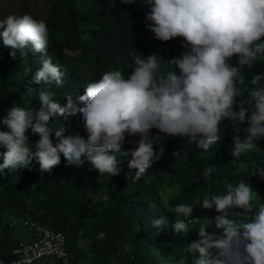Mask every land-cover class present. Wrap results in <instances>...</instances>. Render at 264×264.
<instances>
[{"label":"clouds","instance_id":"clouds-1","mask_svg":"<svg viewBox=\"0 0 264 264\" xmlns=\"http://www.w3.org/2000/svg\"><path fill=\"white\" fill-rule=\"evenodd\" d=\"M119 2L133 4L136 0ZM142 2L150 9L146 13L147 28L157 40L182 39L185 51L169 62L176 70L161 76L156 54L145 58L133 52L130 75L119 70L105 71L87 84L82 95H68L64 104L55 102L46 88L29 86L27 94L38 95L39 109L14 106L0 118V125L7 129L0 130V148L4 149L0 152V172L30 169L35 161L40 172L50 173L61 164L63 156L66 166L82 167L87 162L100 176L114 177L120 174L124 159L129 158L128 169L135 172L128 179L135 182L158 158L155 145L160 137L153 138L154 129L168 137L191 138L207 151L220 142L221 125L231 122V155L236 158L253 150L255 142L264 138V73L253 76L251 84L255 87L239 105L238 97L245 90L237 86L243 66L264 61V0ZM0 41L3 47L13 50V58L16 51L22 55L25 50L43 54L42 66L30 83L63 84L65 74L47 55L49 29L45 21L29 14L4 17L0 19ZM233 58H237L235 65L231 63ZM245 104L252 105L251 116L247 115ZM77 114L85 136H65L62 127L50 129L53 117ZM245 124L248 126L243 128ZM241 131L246 133L243 140ZM29 133L39 137L35 151ZM126 142L132 147L125 149ZM245 168L244 163L239 164V170ZM216 171V167H208L203 176L210 178ZM108 198L104 196L105 200ZM257 199L252 185L241 181L235 187L227 184L225 194L203 198V209H215V217L205 215L201 220L193 217L192 206L177 204L172 209V228L177 234L189 232L190 218L201 220L198 238L185 249L192 256V264H264V203L254 211ZM236 209L240 211L233 212ZM165 224L163 217L153 222L157 228ZM213 226L217 231L210 233L208 229ZM181 264L186 261L182 259Z\"/></svg>","mask_w":264,"mask_h":264},{"label":"trees","instance_id":"trees-1","mask_svg":"<svg viewBox=\"0 0 264 264\" xmlns=\"http://www.w3.org/2000/svg\"><path fill=\"white\" fill-rule=\"evenodd\" d=\"M149 10L142 0L133 4H123L119 0L113 3L109 0H57L44 21L49 29L47 55L65 74L59 86L30 83L42 66L43 54L25 50L22 55L16 51L13 58L10 55L13 50L3 47L0 41V118L14 106L39 109L38 95L27 94L29 86L37 90L46 88L55 102L64 104L68 95L74 98L82 95L87 84L99 79L105 71L119 70L125 76L130 75L134 66L133 52L145 58L156 54L161 76L175 71V66L169 62L185 51L182 39L157 40L147 28ZM236 59L231 61L233 65ZM258 73H264V61L241 68L237 86L245 91L238 97V105L255 87L251 80ZM244 107L251 116L252 105ZM49 127L53 131L64 128L65 136L86 135L79 114L68 118L53 117ZM0 130L7 129L0 125ZM29 135L35 151L34 144L39 137ZM152 136L160 137L155 145L158 158L135 182L128 179L135 172L131 170L130 173L128 169L129 158L124 159L120 174L114 177L100 176L87 162L82 167L66 166L63 156L61 164L50 173L40 172L35 161L30 169L0 172V234L7 236L0 242V259H11L9 251L14 247L8 241L13 231L7 226L10 220L7 217L21 215L63 233L74 258L72 264L81 261L84 264H113L114 261L119 264H181L182 259L192 264V256L185 253L188 243L198 238L197 230L205 215L209 218L217 215L215 209H203V198L225 194L227 184L235 187L243 181L251 184L258 194L253 210L264 203V176L261 175L264 172V138L255 142L253 150L236 158L231 155L233 125L228 121L221 125L220 142L207 151L199 148L197 141L191 138L168 137L155 129ZM245 137L246 133L241 131L240 138ZM52 139L55 144L54 133ZM133 139L139 137H128V140ZM130 147L132 145L126 142L124 148ZM3 151L0 148V152ZM177 152L179 155H174ZM240 163L246 168L239 170ZM208 167H216L218 171L206 179L203 172ZM105 195L108 200L104 199ZM177 204L192 206L193 217L201 218H190L188 233L177 234L172 228L175 221L172 209ZM161 217L167 224L154 227L153 222ZM233 218L240 219L239 216ZM208 231L213 233L217 229L213 226ZM84 242L88 247L82 252L80 245ZM121 245L127 248L124 258L119 257Z\"/></svg>","mask_w":264,"mask_h":264},{"label":"built area","instance_id":"built-area-1","mask_svg":"<svg viewBox=\"0 0 264 264\" xmlns=\"http://www.w3.org/2000/svg\"><path fill=\"white\" fill-rule=\"evenodd\" d=\"M7 226L12 231L26 233L28 238L10 249L11 259L1 258L0 264H38L53 259L62 264H72V257L63 233L42 226L29 216H11Z\"/></svg>","mask_w":264,"mask_h":264},{"label":"rangeland","instance_id":"rangeland-1","mask_svg":"<svg viewBox=\"0 0 264 264\" xmlns=\"http://www.w3.org/2000/svg\"><path fill=\"white\" fill-rule=\"evenodd\" d=\"M57 0H0V19L7 17L9 15L15 16H22L24 14H29L37 20H45L46 16L48 15L50 9L52 8L53 4ZM167 209L169 207L167 206ZM10 219V216L7 217ZM2 233V229H1ZM16 234V231L11 233V236L8 238V241L14 245L17 244V240H14L12 237ZM21 240H26L28 235L22 234ZM7 236L0 234V242L5 241ZM88 247V243L84 242L80 245V250L82 252L86 251ZM127 254V248L125 245H121L119 247V257L124 258ZM160 257V255H159ZM74 258H72L73 262ZM38 264H57V262L53 259L43 260ZM79 264H84V262H79ZM113 264H119L117 261H114Z\"/></svg>","mask_w":264,"mask_h":264},{"label":"crops","instance_id":"crops-1","mask_svg":"<svg viewBox=\"0 0 264 264\" xmlns=\"http://www.w3.org/2000/svg\"><path fill=\"white\" fill-rule=\"evenodd\" d=\"M12 217H10V219H11ZM22 234H26V233H22L21 231H16V234H14V236L12 237L14 240H17V242L19 241V242H21V241H24V240H21L22 239V237H21V235ZM27 235V234H26ZM18 242V243H19Z\"/></svg>","mask_w":264,"mask_h":264}]
</instances>
